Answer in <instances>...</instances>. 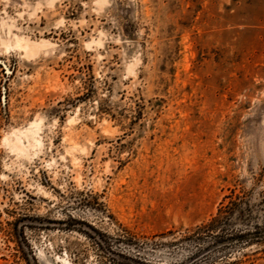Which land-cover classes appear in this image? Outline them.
<instances>
[{"label":"rangeland","instance_id":"1","mask_svg":"<svg viewBox=\"0 0 264 264\" xmlns=\"http://www.w3.org/2000/svg\"><path fill=\"white\" fill-rule=\"evenodd\" d=\"M254 231L206 264H264V0H0V264Z\"/></svg>","mask_w":264,"mask_h":264},{"label":"trees","instance_id":"2","mask_svg":"<svg viewBox=\"0 0 264 264\" xmlns=\"http://www.w3.org/2000/svg\"><path fill=\"white\" fill-rule=\"evenodd\" d=\"M225 216L214 219L207 227H203L202 230H210L213 226L223 220ZM202 230L200 232H202ZM258 234V235H257ZM261 234L259 231H254L251 233H238L232 234L225 237H220L213 242L202 246L198 251H196L191 257L187 259L185 263L182 264H206L209 262V258L215 251H219L232 246L234 243L244 244L253 241H260Z\"/></svg>","mask_w":264,"mask_h":264},{"label":"bare ground","instance_id":"3","mask_svg":"<svg viewBox=\"0 0 264 264\" xmlns=\"http://www.w3.org/2000/svg\"><path fill=\"white\" fill-rule=\"evenodd\" d=\"M18 45L22 46V48H24V50L27 53H31L34 52L36 50L37 44H34L32 42H29V40H19L17 42ZM37 125V124H36ZM28 130V129H27ZM29 131V130H28ZM23 138V137H21ZM18 140V139H17ZM20 140V139H19ZM34 140V139H33ZM31 142V141H30ZM22 144V142H21ZM20 141H16L15 142V148H20L21 147ZM26 147V146H25ZM24 147H22L23 149ZM27 151V150H26Z\"/></svg>","mask_w":264,"mask_h":264}]
</instances>
